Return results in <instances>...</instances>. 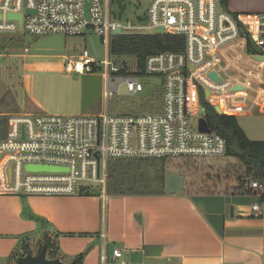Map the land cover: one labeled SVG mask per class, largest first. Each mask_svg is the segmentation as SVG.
I'll return each mask as SVG.
<instances>
[{
	"label": "built area",
	"instance_id": "2783aa9c",
	"mask_svg": "<svg viewBox=\"0 0 264 264\" xmlns=\"http://www.w3.org/2000/svg\"><path fill=\"white\" fill-rule=\"evenodd\" d=\"M111 4L112 0H0V33L87 40L84 31H92L100 42V56L84 48L67 60L64 69L79 76L100 74L106 106L120 95L121 86L126 96L143 93L141 80L155 77L161 87L160 109L152 113L110 115L105 109L93 116L9 118L8 133L0 139V194L75 196L97 189L105 200L110 161L225 156L223 137L198 130L199 119L204 118L200 115L204 111L199 102L201 91L220 114L245 115L263 101L264 13L231 15L221 0H149L148 25L134 27L115 19ZM9 14H20L21 23L8 20ZM157 28L184 38L183 51L148 57L143 79L122 74L110 57L111 38L154 34ZM116 30L120 33L115 34ZM249 47L257 53L250 54ZM246 185L262 191L257 182ZM252 211L262 214L264 204H254ZM111 258L119 261L121 250L114 249Z\"/></svg>",
	"mask_w": 264,
	"mask_h": 264
},
{
	"label": "crops",
	"instance_id": "0c3cea01",
	"mask_svg": "<svg viewBox=\"0 0 264 264\" xmlns=\"http://www.w3.org/2000/svg\"><path fill=\"white\" fill-rule=\"evenodd\" d=\"M258 13H239L245 0H225L231 15L264 13V0L255 1ZM84 38V37H83ZM0 48V119L16 116L98 115L84 108L88 76H58L49 58L65 72L68 59L55 54L44 61L40 56L6 55ZM6 65H5V64ZM66 73V72H65ZM206 100V99H205ZM200 102V98H199ZM263 101L239 126L251 141L264 142ZM2 133V132H1ZM5 138V137H4ZM225 157V156H224ZM224 157H181L201 160ZM233 165L236 161L225 157ZM180 169H183L181 167ZM183 190L162 195L13 196L0 194V264L21 245L37 246L43 235H57L59 252L67 258L84 254L83 264H264V218L252 211V193H210L213 181L183 178ZM174 172H167L168 174ZM234 179V178H233ZM262 209V208H261ZM262 215V216H261ZM122 258L114 261L112 251Z\"/></svg>",
	"mask_w": 264,
	"mask_h": 264
},
{
	"label": "trees",
	"instance_id": "16d2710c",
	"mask_svg": "<svg viewBox=\"0 0 264 264\" xmlns=\"http://www.w3.org/2000/svg\"><path fill=\"white\" fill-rule=\"evenodd\" d=\"M225 7V0H221ZM184 49V38L167 34H124L114 35L110 40V57L121 68L122 74H136L143 79L144 65L148 57L159 53H179ZM250 54L257 52L248 48ZM200 104L204 109V119L209 129L226 140L225 157L236 161L235 169L228 175L232 184L220 188L217 183L209 189L210 193H249L256 196V203L264 204V142L249 140L237 119L233 115L217 114L200 92ZM160 94V93H159ZM158 97L157 109H160L161 96ZM160 98V99H159ZM6 120L0 119V134L5 128ZM169 159H121L107 164V181L105 191L112 196L162 195L165 190L164 179L170 165ZM230 167V163L228 164ZM182 166H179L180 169ZM176 168V166H175ZM178 171V170H177ZM234 178V179H233ZM257 182L262 188L252 189L246 182ZM222 182V181H221ZM84 195H96L98 192ZM264 218V213H263ZM47 246V258L58 259L65 264H83L84 254L72 258L63 256L58 249L57 235L44 234L37 246L36 254ZM32 254L28 245H21L13 251L8 260L16 264L17 260Z\"/></svg>",
	"mask_w": 264,
	"mask_h": 264
},
{
	"label": "rangeland",
	"instance_id": "374dc122",
	"mask_svg": "<svg viewBox=\"0 0 264 264\" xmlns=\"http://www.w3.org/2000/svg\"><path fill=\"white\" fill-rule=\"evenodd\" d=\"M256 0H245L247 3L246 9L238 11L239 13H258ZM149 7V0H112L111 11L113 17L120 23L126 24L130 22L134 27H141L148 25L147 10ZM142 34V33H137ZM124 35V34H122ZM0 48L6 55H23L24 50L27 49V56H40L38 59H45L47 56L55 54L73 56L79 55L84 48H89L87 40L83 37H64L61 35H47L43 37H34L22 32L14 34L0 33ZM231 51L238 50V47L228 48ZM54 64L55 73L58 76H63L67 73L60 70L59 62L53 58H49ZM46 62V61H44ZM5 64V63H4ZM6 65V64H5ZM88 76V84L84 91V108H93L96 112H104L105 109L110 115L118 114H143L152 113L159 105L158 95L161 96L160 80L153 77L148 80H141L144 91L138 95L126 96L124 86L119 88V96L113 97L109 100L107 106L102 97L105 89L104 80L100 74L86 75ZM160 93V94H159ZM160 99V98H159ZM161 100V99H160ZM208 104L210 102L206 101ZM212 106V104H210ZM261 111L264 112V99ZM71 116V115H69ZM238 122H242L244 118L238 117ZM194 120L192 124L194 125ZM6 137L5 129L0 134V139ZM168 166L169 172H182L183 178H192L193 181H201V179L213 181L217 183L220 188H224L227 184H232V180H228V175L233 172L235 165L230 163L224 157L221 159H201L198 161H191L188 159L170 160ZM176 166V168H175ZM182 166L183 169L178 167ZM188 180V179H187ZM222 181V182H221ZM22 197V196H19ZM36 252V246L30 245Z\"/></svg>",
	"mask_w": 264,
	"mask_h": 264
},
{
	"label": "water",
	"instance_id": "95a60500",
	"mask_svg": "<svg viewBox=\"0 0 264 264\" xmlns=\"http://www.w3.org/2000/svg\"><path fill=\"white\" fill-rule=\"evenodd\" d=\"M29 12H27L28 14ZM85 16L88 17V12L87 9L85 10ZM1 19V17H0ZM7 19L10 21H17L19 24L22 21V16L20 14L18 15H12L9 14L7 16ZM120 30H116L115 34H119ZM84 34L87 35V42L89 44V47L93 53V55L99 57L100 56V52H101V48H100V42L98 40V38L92 36V31L90 30H85ZM154 34H163V30L160 28H157L154 30ZM257 59H262L257 57ZM213 78L217 79L216 76L214 74L211 75ZM215 111L217 114H220L219 109L215 108ZM204 111L201 109L200 110V115L203 116ZM198 130L201 133H206V134H210L212 133V131L209 129L206 121L204 118H200L199 119V126H198ZM28 170H31L32 168H27ZM40 168H33L32 171H40ZM49 171H55V170H50L47 169ZM165 184L167 189L169 190V192H171L172 194H180L183 190V180L182 178L175 173H170L166 176L165 178ZM16 264H65L61 261H59L58 259H54V260H49L47 258V246L44 245L41 249V251L37 254V255H32V254H28L25 257H21L17 260Z\"/></svg>",
	"mask_w": 264,
	"mask_h": 264
}]
</instances>
